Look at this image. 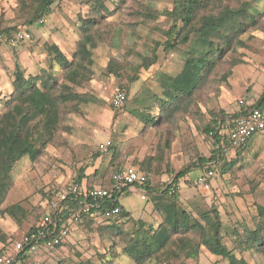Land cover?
I'll list each match as a JSON object with an SVG mask.
<instances>
[{
	"label": "rangeland",
	"instance_id": "obj_1",
	"mask_svg": "<svg viewBox=\"0 0 264 264\" xmlns=\"http://www.w3.org/2000/svg\"><path fill=\"white\" fill-rule=\"evenodd\" d=\"M100 1L103 7L94 0H56L42 22L30 23L36 1L0 0V31L5 30L0 41V113L13 90L15 64L25 76L47 70L63 81L64 70L47 45H57L71 60L82 35L81 21L89 18L95 20L90 32L96 42L91 48L89 80L74 85L82 100L61 106L51 141L45 146L36 143L40 152L36 158H20L12 169L11 182L5 191L0 190V210L12 204L22 210L15 217L0 212V247H10L49 212L52 202H61L77 183L78 173L87 179L85 187H108L116 168L125 163L138 167L146 157L155 156L147 172L151 187L165 186L171 182L170 170L177 172L192 164L186 177L177 182L178 205L198 219L215 206L226 246L247 264H264V246L243 249L246 230L258 226L264 234V217L257 211L258 206L264 207V130L242 149L227 148L219 162L209 160L214 146L204 131L216 117L230 118L242 110L239 100H256L264 93V0H206L196 18L246 3L254 23L234 35L228 46L219 43L221 57L213 58L193 96L174 105L178 109L170 113L173 104L165 108L160 104L165 99L164 76L181 70L190 47L179 44L164 50L166 31L173 22L163 11L172 8L173 0ZM20 29L29 30V41L13 39V32ZM153 56L155 62L143 67ZM109 60L118 65L114 73L107 69ZM118 89L126 91L127 99L114 108L110 98ZM206 164L214 174L207 187H199L194 178L204 172ZM87 169L88 176L84 174ZM119 200L130 212L124 210L128 215L122 212L114 227L98 211L81 214L70 221V233L59 245L18 264H34V260L40 264L86 260L135 264L123 248L135 233L157 228L163 218L145 189L121 195ZM199 238L194 230L172 234L166 246L143 264H228L225 258L211 254Z\"/></svg>",
	"mask_w": 264,
	"mask_h": 264
},
{
	"label": "trees",
	"instance_id": "obj_2",
	"mask_svg": "<svg viewBox=\"0 0 264 264\" xmlns=\"http://www.w3.org/2000/svg\"><path fill=\"white\" fill-rule=\"evenodd\" d=\"M33 1H36V4L33 7L32 17L28 20L30 23L33 20H40L56 0ZM94 1L95 5L103 7L100 0ZM205 2L206 0H173L172 8L163 11L173 22L166 31L167 38L164 42V50L173 49L179 44H190L188 55L181 70L175 75L164 76L162 93L165 99L160 104L162 108L173 104V108L168 113L178 109V106L174 105H179V103L189 100L193 96L199 87L202 74L212 67L213 58L215 56L220 58L223 53L219 43L228 46L234 35L243 32L254 23V16L246 3L237 9L224 6L216 13L203 14L196 18L198 11L205 5ZM81 22L82 35L77 41L76 50L71 60L65 57L57 45H47L48 52L53 55L56 63L64 70L63 81H59L47 70H43L40 75L25 76L19 65H15L12 81L13 90L5 99V109L0 113V190L2 191H5L7 184L11 182V172L15 163L24 156L31 159L36 158L40 153L36 147L38 141L42 142V146L51 141L60 121L61 106L71 103L75 105L82 100L81 95L75 91L74 85L89 80L92 73L90 66L93 64L91 48L96 45V42L90 32L95 20L89 18ZM3 31L5 30H1L0 33L3 34ZM154 62L155 56L142 65L149 67ZM115 68L117 69L118 65L116 66L113 60H109L108 71L114 73ZM240 111L235 112L231 117L237 116ZM224 127H226V132L223 130ZM228 127L229 117L226 116H218L211 124L205 125L204 131L210 135L214 146V153L209 160L219 162L225 157L227 148H233L228 136ZM155 160V156L146 157L139 163L138 170L147 175ZM191 166L192 164L187 165L177 172L170 170L171 182L159 189L151 187L147 179L143 189L154 200V207L162 215L163 221L157 228H150L145 233H135L123 248L124 254L133 259L135 264H143L157 250H162L172 234L185 233L191 230L199 232L200 244L211 254L225 258L228 264H247L244 258H238L223 242L219 213L215 206H212L210 213L199 214L198 219L178 205L177 193H169V187L177 186L178 180L186 177ZM119 168L121 166L116 169ZM82 177L83 173H78L76 182L80 183ZM118 195L114 191L111 198L83 199L81 195L69 192L65 198L61 199V202L67 206L70 205L73 210L80 209L82 201L90 202L92 204L90 212L84 215L119 206L120 213L108 218V220L113 221L111 226L114 227V220L119 219L122 212L128 215L123 206L120 205ZM63 208L64 216L61 221L68 218L70 210H72L64 206ZM20 211L22 210L18 204H12L0 210L1 214L6 213L12 217H15ZM257 211L260 216L264 217V207L258 206ZM48 213L52 214V210L50 209ZM35 226H32L28 231L33 230ZM262 230L258 226L253 230H246L243 249L255 248L259 250L263 247L264 234ZM4 250L5 246L1 247L0 253H3ZM79 264L93 263L86 260L79 262Z\"/></svg>",
	"mask_w": 264,
	"mask_h": 264
},
{
	"label": "built area",
	"instance_id": "obj_3",
	"mask_svg": "<svg viewBox=\"0 0 264 264\" xmlns=\"http://www.w3.org/2000/svg\"><path fill=\"white\" fill-rule=\"evenodd\" d=\"M42 17L39 21L42 22ZM13 39L29 40L31 34L27 30H15L12 34ZM4 39L3 34L0 33V41ZM127 94L123 89H118L110 98V103L114 108H120L126 101ZM239 103L243 109L237 116L229 118V139L233 148H242L256 133L264 130V95L258 102L247 105L242 100ZM102 147V145H100ZM214 172L210 168L196 176L195 183L200 187H207V180L213 176ZM115 185L138 187L142 188L147 182V175L138 170L137 167L129 164L123 168L116 169L111 176ZM170 183V182H169ZM168 183V184H169ZM72 193H77L83 199L91 198H111L113 194L112 188H103L97 186H80L78 183L71 187ZM169 193H178L177 186L169 187ZM67 194L63 195V198ZM145 198L144 194L140 195ZM92 204L88 201H82V207L69 214L68 218L61 221L64 216V208L61 202H52V214H45L35 228L26 231L17 241L10 247H6L3 253H0V264H18L37 254V252L44 249H52L59 245L64 238L70 233L71 220H77L81 214L89 213ZM119 206H114L104 211H98L103 218L108 219L112 215L120 213ZM34 264H40L39 261L34 260Z\"/></svg>",
	"mask_w": 264,
	"mask_h": 264
},
{
	"label": "crops",
	"instance_id": "obj_4",
	"mask_svg": "<svg viewBox=\"0 0 264 264\" xmlns=\"http://www.w3.org/2000/svg\"><path fill=\"white\" fill-rule=\"evenodd\" d=\"M28 32H29V30H27ZM31 34V33H30ZM32 35V34H31ZM31 39V38H30ZM29 39V40H30ZM29 40H23L24 42L25 41H29ZM16 65V64H15ZM262 97V94L256 99V100H250V101H247V102H245L247 105H249V104H252V103H255V102H258V100L260 99ZM127 99V98H126ZM118 118H119V116H118ZM117 118V119H118ZM143 118V117H142ZM140 121H142V119H140ZM129 164H131V165H133L132 163H125L124 165H122L121 166V168H123L124 166H126V165H129ZM133 166H135V165H133ZM135 167H137V166H135ZM208 167V165L206 164V166L205 167H203V169L205 168H207ZM90 170H86L85 172H84V174L86 175V176H88L89 175V172ZM200 174V172L199 173H197L196 175H195V178H194V180L196 179V176L197 175H199ZM111 176H112V174H111ZM180 179H183V178H180ZM86 182H87V179L86 178H84V177H82V179H81V182L80 183H78V184H82L83 186L86 184ZM197 185V184H196ZM90 186H97V187H102V186H100V185H90ZM89 186V187H90ZM198 186V185H197ZM200 187V186H199ZM103 188H112L113 189V191H115V192H117L119 195H118V200H119V197L121 196V195H127V194H129V193H132V192H137V189L140 191V190H142V188H138V187H134V188H132V187H129V186H126V185H124V186H121V185H115L114 184V182H113V180H112V178L110 177V180H109V186L108 187H103ZM141 198V197H140ZM119 203H120V205L121 206H123V208H124V210L125 211H127V212H130V211H128V210H126L125 209V206L120 202V200H119ZM3 247V246H2ZM1 248V247H0ZM42 250H49V249H44V248H42V249H40L38 252H41ZM37 252V253H38Z\"/></svg>",
	"mask_w": 264,
	"mask_h": 264
}]
</instances>
